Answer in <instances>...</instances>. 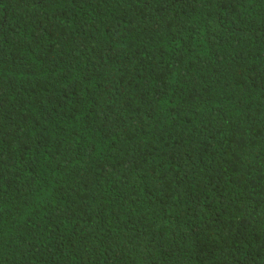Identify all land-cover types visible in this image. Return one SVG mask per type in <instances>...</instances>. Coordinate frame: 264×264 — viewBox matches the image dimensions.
<instances>
[{
	"label": "trees",
	"instance_id": "1",
	"mask_svg": "<svg viewBox=\"0 0 264 264\" xmlns=\"http://www.w3.org/2000/svg\"><path fill=\"white\" fill-rule=\"evenodd\" d=\"M0 264H264V0H0Z\"/></svg>",
	"mask_w": 264,
	"mask_h": 264
}]
</instances>
